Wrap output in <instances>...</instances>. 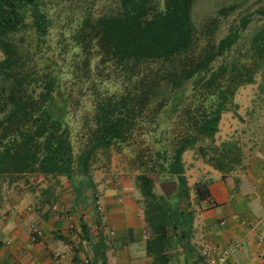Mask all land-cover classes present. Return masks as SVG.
I'll list each match as a JSON object with an SVG mask.
<instances>
[{"label": "trees", "instance_id": "16d2710c", "mask_svg": "<svg viewBox=\"0 0 264 264\" xmlns=\"http://www.w3.org/2000/svg\"><path fill=\"white\" fill-rule=\"evenodd\" d=\"M195 1L118 0L113 14L82 16L72 35L83 54L76 65L86 73L95 48L97 66L113 69L115 76L106 78H114L120 88L95 94L91 125L75 150L63 68L42 52L50 25L45 0H0V176L35 173L73 181L81 175L88 181L97 152L128 145L145 113H150L147 123L152 129L159 117H178L179 126L167 145L147 156L137 155L135 186L149 232L148 264H170L169 251L177 237L168 228L190 226L192 213L180 206L189 197L182 154L196 147L212 168L222 174L232 171L240 163V148L233 140L215 144L221 114L236 106L237 88L254 83L257 73L264 96V22L251 33L243 54L229 58L251 16H241L217 42L207 39L199 44L191 18ZM258 11L264 14V8ZM27 33L31 40L25 45ZM187 82L191 101L184 105ZM158 93L164 95L156 100ZM152 175L163 181L176 179V190L157 195ZM210 182L194 183L197 200L208 197ZM73 189L78 196L79 188ZM87 255L89 264L104 263L94 251Z\"/></svg>", "mask_w": 264, "mask_h": 264}, {"label": "crops", "instance_id": "0c3cea01", "mask_svg": "<svg viewBox=\"0 0 264 264\" xmlns=\"http://www.w3.org/2000/svg\"><path fill=\"white\" fill-rule=\"evenodd\" d=\"M258 132L240 163L228 173L222 174L200 158L191 161L194 168L187 173V150L182 154L184 176L192 173L193 177L189 182L185 178L189 197L180 206L190 211L192 218L188 229L183 225L168 228V233L177 237V244L169 251L170 264H205L202 249L220 252L229 247L224 264H264V126ZM199 168L208 171L207 179L211 180L209 195L202 200H197L193 191ZM33 178L43 181L33 190L24 186L8 195L0 210V264H84L85 260L89 264L87 253L92 255L93 251L103 257V264L150 262L145 251L149 232L138 201L140 195L133 185L114 184L102 191V219L93 203L92 211L81 217L73 203L74 195V211L67 212L62 206L52 210L48 205L52 202L49 178L35 173L21 176ZM175 182L163 181L175 185L170 192L176 190ZM220 220H225L224 224ZM32 222L42 230V237L35 242L29 238Z\"/></svg>", "mask_w": 264, "mask_h": 264}, {"label": "rangeland", "instance_id": "374dc122", "mask_svg": "<svg viewBox=\"0 0 264 264\" xmlns=\"http://www.w3.org/2000/svg\"><path fill=\"white\" fill-rule=\"evenodd\" d=\"M45 4L50 25L42 46V52L58 60L63 68L62 78L68 92H70L68 94L71 102L67 123L71 131L74 148L77 150L83 143V136L87 128L91 125L95 94H110L118 91L120 87L114 78H106L107 74L115 76L112 73L113 69L97 66L98 57L95 48L91 49L89 67L86 73L80 68V65H76L83 58V54L79 52L72 35L78 28L82 16L86 14L93 16L113 14L118 9V0H45ZM261 8H264V0H196L193 4L191 18L197 31L199 44L207 39L217 42L227 33L231 25L237 24L241 16L250 15L251 21L242 33L240 45L228 54L229 58L235 53L242 55L251 33L264 22V14L258 11ZM30 36V33L24 35L25 45L30 42ZM1 58L2 53L0 52ZM218 63L219 61H216L214 65L216 66ZM259 81L260 74L257 73L254 83L244 84L237 88L233 96V102L236 106L224 111L218 123V127H220L217 131V137H215V144L226 140L235 141L240 148V160L252 142L259 136V127L264 126V96L263 93L259 92ZM184 86L187 98L185 105L191 101L189 97L191 82H187ZM157 95L156 100L164 94L158 93ZM156 100L155 102H157ZM235 112L238 116L235 115ZM149 117L150 113L148 112L143 115V122L138 123L137 126L139 127L132 135L128 145L124 144L120 149L111 147L106 152H97L92 161L88 181H85L86 178L81 175L75 176L73 181L62 176L50 177L47 183L50 182L49 187L52 189L48 192L51 194L52 202H49L48 205H56V210L62 206L63 209L67 208V212H72L77 208L78 214L82 217L92 211V203L95 211L94 200L95 198L101 199L102 191L106 187L114 184L116 187L117 185L131 184L136 188L135 176L139 172L137 155L147 156L161 148L162 145H167L179 126L177 116H173L170 120L166 117H159V123L155 129H152L151 125L147 123L150 120ZM199 144L203 143L200 142L197 145ZM194 154L197 155L196 158H194ZM198 158L207 164L197 153L196 147L187 150V162H185L187 173L194 168L191 161ZM200 171L198 181L207 179L208 171H203L202 168ZM152 177L155 180L154 192L157 195H165L174 189L175 185L172 183L164 184L162 179L156 178L154 175ZM192 177V173L185 176L188 182ZM27 180L17 178L15 175L0 176V210L4 209V205L9 199L8 195L21 191L24 186L33 190L32 187L37 188L43 181V179L38 178ZM175 183L177 184V182ZM73 186L79 188L78 196H76ZM73 195L75 196L73 203L76 208L71 204L73 199L71 196ZM141 200L140 197L138 201L141 202ZM141 205L143 208V204ZM27 208L30 211L31 207L27 206Z\"/></svg>", "mask_w": 264, "mask_h": 264}, {"label": "built area", "instance_id": "2783aa9c", "mask_svg": "<svg viewBox=\"0 0 264 264\" xmlns=\"http://www.w3.org/2000/svg\"><path fill=\"white\" fill-rule=\"evenodd\" d=\"M94 208L95 212L98 216H100L103 219L104 215V207L102 204V200L100 198H95L94 200ZM29 210V208H27ZM52 210H56L57 206L53 205L51 206ZM225 220H220V224H224ZM110 235L113 234L112 231L109 232ZM42 237V230L38 226L37 223H30L29 224V238L31 241L35 242L38 241ZM9 242H6L8 244ZM231 251V247L221 250L220 252H215L212 249L204 248L201 251V256L204 259L205 264H224L225 259L229 252ZM88 260L84 261V264H87Z\"/></svg>", "mask_w": 264, "mask_h": 264}]
</instances>
